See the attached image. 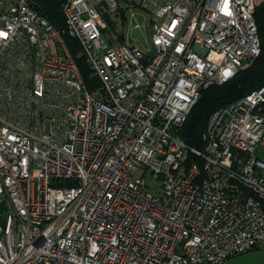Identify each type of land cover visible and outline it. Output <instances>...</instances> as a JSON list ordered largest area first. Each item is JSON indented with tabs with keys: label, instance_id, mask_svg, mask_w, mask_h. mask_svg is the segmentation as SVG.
Segmentation results:
<instances>
[{
	"label": "built area",
	"instance_id": "2783aa9c",
	"mask_svg": "<svg viewBox=\"0 0 264 264\" xmlns=\"http://www.w3.org/2000/svg\"><path fill=\"white\" fill-rule=\"evenodd\" d=\"M263 2L61 0L89 87L34 0H0V264H224L259 247L264 87L217 110L201 148L180 129L259 57ZM122 9L151 24L148 50L104 35Z\"/></svg>",
	"mask_w": 264,
	"mask_h": 264
},
{
	"label": "trees",
	"instance_id": "16d2710c",
	"mask_svg": "<svg viewBox=\"0 0 264 264\" xmlns=\"http://www.w3.org/2000/svg\"><path fill=\"white\" fill-rule=\"evenodd\" d=\"M34 6L39 15L48 19L56 29L63 32V37L88 86L96 85V77L80 55L79 43L64 31L65 19L61 10V0H34ZM256 21L261 40L259 57L248 69L240 71L230 80L216 83L202 92L200 100L180 129L181 137L189 145L198 148L204 145L203 135L207 130L211 116L217 110L245 97L261 86L264 87V2L256 12Z\"/></svg>",
	"mask_w": 264,
	"mask_h": 264
},
{
	"label": "rangeland",
	"instance_id": "374dc122",
	"mask_svg": "<svg viewBox=\"0 0 264 264\" xmlns=\"http://www.w3.org/2000/svg\"><path fill=\"white\" fill-rule=\"evenodd\" d=\"M262 4L263 3H261L258 7H256V11L254 14L255 21H256V12ZM139 10H141V9L134 11V16L132 17L131 11L126 12L125 9H122L121 14L119 15L120 16L119 21H118V19H116V20H113V19L110 20L109 19L108 20L109 24H107V28L104 30V35L110 39V38H113L116 34L117 35H119V34L124 35V33H125L127 39L131 43L139 46L142 50H148L151 47V36H150L151 35V24H148V26H147V21H145L143 15L139 13ZM131 21H132V28L133 29L126 27V25L130 24ZM137 21L141 23L139 28L135 27ZM256 26L258 29L257 21H256ZM258 35H259V30H258ZM259 38H260V36H259ZM120 39L122 41H125L123 36H121ZM252 65H249L248 67H246L245 69H242V70L239 69L236 72V74H238L240 71H244V70L248 69ZM235 75H233V77ZM85 83H86V81H85ZM261 87H263V86H261ZM199 100H200V98H199ZM263 104H264V102H263ZM136 177H138L140 179L142 178V177H140V175L136 176ZM142 179H144V178H142ZM144 180H145V183L147 185V189L151 193H153L157 196L161 195V192H160L161 184H162L161 181H159L158 179H156L152 176L145 177ZM260 246L257 249L254 248L255 249L254 251L251 250V252L241 254V255H237L236 257H234L230 260H227L225 262V264H264V245H262L261 247Z\"/></svg>",
	"mask_w": 264,
	"mask_h": 264
},
{
	"label": "crops",
	"instance_id": "0c3cea01",
	"mask_svg": "<svg viewBox=\"0 0 264 264\" xmlns=\"http://www.w3.org/2000/svg\"><path fill=\"white\" fill-rule=\"evenodd\" d=\"M262 245H264V242L262 243ZM262 245H261V246H262ZM261 246H260V247H261ZM257 248H259V247H257ZM257 248H256V249H257ZM253 250H254V249H253ZM253 250H252V251H253ZM249 252H251V251H249ZM247 253H248V252H247ZM231 259H232V258H231ZM229 260H230V259H229ZM224 264H225V263H224Z\"/></svg>",
	"mask_w": 264,
	"mask_h": 264
},
{
	"label": "bare ground",
	"instance_id": "6f19581e",
	"mask_svg": "<svg viewBox=\"0 0 264 264\" xmlns=\"http://www.w3.org/2000/svg\"><path fill=\"white\" fill-rule=\"evenodd\" d=\"M185 143H187L186 141H185ZM188 144V143H187ZM189 145V144H188ZM189 146H191V145H189ZM191 147H195V146H191ZM196 148H198V147H196Z\"/></svg>",
	"mask_w": 264,
	"mask_h": 264
}]
</instances>
